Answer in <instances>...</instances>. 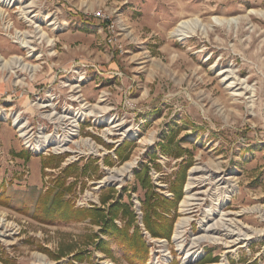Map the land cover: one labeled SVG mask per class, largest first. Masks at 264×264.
<instances>
[{
  "label": "rangeland",
  "instance_id": "rangeland-1",
  "mask_svg": "<svg viewBox=\"0 0 264 264\" xmlns=\"http://www.w3.org/2000/svg\"><path fill=\"white\" fill-rule=\"evenodd\" d=\"M15 1L0 2V193L46 192L60 179L75 208L130 206L144 264H181L196 238L202 256L192 264H264V0ZM182 20L192 24L183 41L173 34ZM46 136L65 150L35 151ZM133 159L121 181L101 182ZM197 167L189 194L200 199L185 212ZM146 177L168 200L182 183L176 207L158 210L172 223L169 238L143 223ZM223 214L227 230L208 239ZM66 217L46 222L0 203V264H139L102 224ZM186 217L180 247L176 224ZM113 221L130 222L122 207Z\"/></svg>",
  "mask_w": 264,
  "mask_h": 264
},
{
  "label": "trees",
  "instance_id": "trees-1",
  "mask_svg": "<svg viewBox=\"0 0 264 264\" xmlns=\"http://www.w3.org/2000/svg\"><path fill=\"white\" fill-rule=\"evenodd\" d=\"M73 166H69L65 172L68 173ZM138 178L141 172H137ZM141 178V177H140ZM142 185L147 190L145 199L143 200V223L147 231L153 237L169 238L172 231V223L164 220L159 213L161 206L164 211L168 212L170 208L176 207L177 201L181 197L182 183L172 185L170 191L174 194L173 200L162 197L153 189L149 178L142 179ZM70 189L64 187L60 179L54 183L46 192L38 191L37 188L31 187L27 191H12L4 188L0 193V203L11 206L19 211L30 214L40 220L51 222L60 220L61 216L66 214L64 220H82L90 218L94 223L102 224L103 231L109 234L113 240L122 248L127 257L132 256V260L139 264H144L148 256V248L145 244L139 228L136 227L133 233L129 232V228L134 223V214L130 206L121 205L118 202L110 206L108 213L98 207L90 209H78L73 206L69 199ZM114 189H110V193L102 198V202L106 203L113 197ZM124 211V215L129 216V223L126 228H119L115 225L113 219L118 215L119 209ZM170 207V208H169ZM105 251L108 249L105 247Z\"/></svg>",
  "mask_w": 264,
  "mask_h": 264
},
{
  "label": "bare ground",
  "instance_id": "bare-ground-1",
  "mask_svg": "<svg viewBox=\"0 0 264 264\" xmlns=\"http://www.w3.org/2000/svg\"><path fill=\"white\" fill-rule=\"evenodd\" d=\"M0 2H2L3 4H6V5H12L16 1L15 0H0ZM30 7H31V5L30 6L29 5L28 6L27 5L23 6V9H24L23 10V14H25L27 16L26 18H28V14L30 12V9H29ZM27 20L31 21L29 19H27ZM216 20H214V21H216ZM237 20L238 19L236 17H230V18L227 19V22H229V23L235 22L236 23ZM52 24H54V23H49L48 25H52ZM191 25L192 24H191L190 20H182L176 26L173 34L179 40L183 41L188 36V29H189V27ZM199 26L203 27V25H199ZM194 27H196V26H194ZM22 35H23V33L17 31V40L20 42V44L23 47H26L27 41H26V39L21 38ZM15 59H16V64H18L20 66L23 65V67H26V65L21 62V57H15ZM23 67H22V69H23ZM14 124L18 128V130L20 131V135L26 139L25 143H29L30 144V136L25 130L26 124L21 122V120H19L18 117L14 118ZM117 125H121V123L118 122ZM125 132H127V130H125ZM43 141H45L44 142L45 144H43V142H39L40 144H36V145L33 146L35 151H43L48 146H51L52 148H54L56 150H59V151H64L65 150V148L63 147V144H62L61 141L52 140L48 136H46V139L43 140ZM135 164H136V160L133 159V160H129V161L125 162L121 167L109 170L108 171V176L101 182H104V183L108 184V183L121 181L123 179V177H125V176H127L128 174L131 173V171H132L133 167L135 166ZM198 171H199V169L197 167V168H194L192 170V172H191V177H190V180H189V183H188V186H187V195L185 196L184 200L181 203L182 211H185V212L188 211L189 209H191L190 206L193 205V201L197 200V199H200V198H195L194 196H191L189 194L191 188L194 187L195 183L197 182L196 173ZM219 182H220V179L217 180V183H219ZM221 204H222V202H220L217 207H212V208L208 209L207 215H206L207 220L211 216L215 215V213H217V210H219L221 208ZM227 216H228V214H223V216H221L219 219L216 220V223L210 224V226L207 228V238L208 239H212V240H215V241H218L220 239L217 236V234L215 233V229L227 230L228 227H226V226L228 224L227 221L229 220V218ZM190 222H191V219L186 217V218H180L179 221L176 224L175 239L174 240H176L177 242L180 241L179 244H178V246H180V247H183V246L185 247V245L183 243V241H184L183 240V235H184V232L186 230V227L190 224ZM251 232L255 233L256 231L252 230ZM232 233L235 234L237 232H232ZM244 235H246V234H244ZM252 237L253 236L250 235L248 237H245L244 239H251ZM200 239L201 238H196L195 241H192L193 244L191 243L192 244L191 247H189L188 249L184 248L185 256H183L181 264H192L193 262H196L199 258H201L202 254L198 253L197 249H196V247L198 246V243L201 241ZM181 242L183 244H181ZM169 260H170L169 256L165 255L163 257L162 261H163V263H165V262H168ZM216 264H221V263H216Z\"/></svg>",
  "mask_w": 264,
  "mask_h": 264
},
{
  "label": "built area",
  "instance_id": "built-area-1",
  "mask_svg": "<svg viewBox=\"0 0 264 264\" xmlns=\"http://www.w3.org/2000/svg\"><path fill=\"white\" fill-rule=\"evenodd\" d=\"M99 15L101 16V14L99 13Z\"/></svg>",
  "mask_w": 264,
  "mask_h": 264
}]
</instances>
